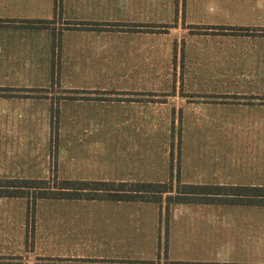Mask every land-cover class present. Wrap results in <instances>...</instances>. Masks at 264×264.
Wrapping results in <instances>:
<instances>
[{"label": "crops", "instance_id": "1", "mask_svg": "<svg viewBox=\"0 0 264 264\" xmlns=\"http://www.w3.org/2000/svg\"><path fill=\"white\" fill-rule=\"evenodd\" d=\"M127 1L0 0V89L5 95L0 99L24 102L33 99L48 102L47 106L52 104L38 121L43 128L48 126L51 140L54 135L55 140L65 139L63 126H84L81 133L70 129L71 136L65 142L69 145L88 142L98 150L102 148L101 142L111 141L118 164L128 158L137 169H155L153 145L147 144L152 143L153 136L147 130L184 125L182 110L186 107L195 117L203 109L234 108L237 104L256 117L258 125L264 126V24H248L239 29L223 27L222 31L208 29L207 32L222 33L209 38L200 35L199 30L187 31L190 29L187 26L198 25L184 22L183 26L179 21L153 19L152 7H148L152 0H132L134 7ZM118 5L124 9L122 12L116 11ZM260 8L264 9V0ZM192 35L206 38L205 42L219 48L216 53L211 49L208 55L200 56L204 62L216 65L210 70L220 80L215 88L190 90L184 85L187 40ZM198 41L193 40L195 44ZM160 78V84L154 80ZM57 103L70 104L64 118L55 113ZM79 104L109 105L108 124L115 127L113 134L95 130V126L106 125V117L99 111H92V115L78 114ZM248 144L254 152L249 157L256 158L261 169L264 135L251 138ZM163 146L167 147L164 143ZM105 177L60 176L64 180L91 182L169 181L153 171L126 175L116 181ZM247 184L242 187L259 189L264 187V180L254 177ZM182 185H195L202 192L214 190L203 188L214 185L202 178ZM24 198L0 197V264H187L198 261L172 258L168 254L199 250L214 255L221 247L234 253L253 251L258 255L264 248V235L257 231L172 234L168 224L165 233L157 215L140 214L147 207L156 209L158 203L153 200L36 199L34 207L37 204V209L39 206L47 212L28 215ZM173 203L204 210L219 204L233 205L240 208L239 216H228L234 227H252L264 215V205L234 199L206 197ZM216 219L209 216L204 225L210 230ZM225 220L218 222L228 223ZM213 260L208 257L203 262L215 264ZM239 263L264 264V260Z\"/></svg>", "mask_w": 264, "mask_h": 264}, {"label": "rangeland", "instance_id": "2", "mask_svg": "<svg viewBox=\"0 0 264 264\" xmlns=\"http://www.w3.org/2000/svg\"><path fill=\"white\" fill-rule=\"evenodd\" d=\"M127 4L134 7L132 0L127 1ZM261 5L262 0H152L148 7H152L150 15L155 20L163 19L173 23L179 21L182 24L184 22L195 24L198 26H187L190 28L187 31L199 30V33L202 32L200 34L202 36L209 35V38H216L221 36L222 33L207 32V30L217 29L222 31L223 27L239 29L238 27H247L248 24H264V9L260 8ZM123 10L118 5L116 11L122 12ZM121 17L124 18L125 16L121 15ZM205 39L192 35L187 40L189 54L184 85L188 86L190 90L203 87L215 88L219 85L220 80L213 77V73L210 74L211 66L215 67V63L211 61V63L204 62L200 58L201 54L208 55L211 53V49H214L216 53L219 48H214V44L210 45V43L205 42ZM193 40L199 41L195 44ZM195 54L198 55L194 56ZM216 68L218 70V67ZM154 80H157L159 84L162 82L161 78ZM237 81L242 82V80ZM0 96L5 97V95H2V89H0ZM25 96L31 97L32 95L27 94ZM59 97L57 96V98ZM47 103L33 99L28 102L0 99V179H49V184L38 185L47 186L51 190H59L63 185L60 181L64 180L60 178L62 175L74 177L83 175L93 177V179L106 176L105 178L116 181L126 175L135 176L141 172H159L162 176L168 178L169 181L165 187L171 192L144 195L143 197H147L146 199H153L155 196L160 197V199L156 201L158 206L155 207V210L147 207L140 214L148 217L157 215L160 218L163 232L167 233L169 224V231L172 234H197L198 232L211 231L219 235L232 232L257 231L259 234L264 235V215L252 227H234L231 218L228 216H239L240 213H237V211L240 208L233 207V205L222 206L219 204L216 207L204 210L202 207L180 206L167 201L168 195H171V199H174L177 191H185L181 187L184 182L200 178L214 185L203 188L220 186L223 188L217 190L224 192L232 191L224 188H230L233 185H248L249 180L254 177H263L264 180V168H262L264 167V159L263 164L260 165L261 169H258L257 159L249 157L254 152L248 144L251 138L264 135V126L258 125V119L250 115L244 107L235 104L234 108L226 106L215 110L203 109L196 116L194 114L195 117H193V112L189 111L188 107L184 108L185 110H182L183 114L185 111V117L182 120L184 125L177 124L147 130V133L153 136L152 143L147 144L153 145L151 154L155 158L153 160L155 169H137L132 166L135 162L128 160V158H123L121 164H118L119 159L115 160V145L111 141L101 142L102 148L98 150L92 148V144L88 142H72L70 145L65 142L66 137L71 136L70 129H77L78 133H81V130L85 128L84 126H63L61 128L66 131L64 130L62 137L65 139L55 140L54 135L51 140L48 126L43 128L38 122L50 110L52 104L49 103L47 106ZM68 105L70 104L57 103L55 113L64 118ZM78 108V114L88 112L92 115V111H99L106 117V125L95 126V130L99 128L102 134L103 132H105V135L113 134L115 127L108 124L111 112L109 105L92 107L91 104H79ZM5 119H8L9 122L4 124L2 121ZM18 120H34L35 123L27 124ZM125 130H129V127H125ZM159 135L160 137L157 138ZM163 138V143L167 147L163 146L161 141ZM72 156H74V159H72ZM71 163L75 166H72ZM165 165L168 166V169H162ZM56 167L62 169H56ZM72 167L75 169H71ZM74 183L76 184H70L68 187L73 189L75 187L86 188L84 189L85 192H80L82 197L103 198L106 196L103 191L95 193L91 188H146L140 185L135 187L131 185L119 186L112 183H109L110 185H83L76 180ZM152 188L153 190H160L161 186L154 185ZM25 191L32 192L33 189L25 188ZM24 199L27 201L28 215H33L36 212L41 215L47 212V209L44 211L39 206L38 211L37 204L34 207L36 199H32L29 194L28 198L25 197ZM218 199L232 198L223 196ZM233 199L238 200L239 198ZM38 200L47 201L52 199L41 198ZM136 212L138 214L137 210ZM209 216H211V219L217 218L215 220L217 223L213 222V227L210 230L204 225ZM223 218L228 223L218 222ZM216 252L214 255H205L204 252L198 250L179 254L172 253L168 256L172 258L180 256L183 260L198 261L187 264H206L203 260L208 257L214 258L213 262L215 264L217 262L223 264L221 262L229 260L232 261L230 264H240L239 262H246L248 259L264 260V248L260 249L258 255L253 251L250 253L242 251L234 253L221 247ZM170 264L176 263L170 262Z\"/></svg>", "mask_w": 264, "mask_h": 264}, {"label": "trees", "instance_id": "3", "mask_svg": "<svg viewBox=\"0 0 264 264\" xmlns=\"http://www.w3.org/2000/svg\"><path fill=\"white\" fill-rule=\"evenodd\" d=\"M63 184L59 190L48 189L47 186H39L38 184H49V179H0V197H27L28 194L32 199H114V200H153L159 201L160 197H154L153 199H146L143 197L146 194L156 195L162 194L163 192H171L167 189L166 183H124V182H91V181H78L79 184L90 185V184H99V185H110L117 184L119 186H142L146 187L144 189L138 188H91L95 193L103 191L106 196L103 198L94 197V196H84L80 195V192H85L86 188H72L68 187L70 184H76L71 180H60ZM158 185L161 186L160 190H153L152 186ZM185 191H177L174 199H171V195H168V202H193L195 199H200L199 197H211V198H222L223 196H228L229 198H239L240 202H255L256 204L264 205V187L259 189L253 187H230L224 188L227 190H232L228 192L218 191V188H223L216 186L210 191H197L195 185H182ZM26 189L32 188L33 191H25ZM152 188V189H147ZM197 197V198H196Z\"/></svg>", "mask_w": 264, "mask_h": 264}]
</instances>
